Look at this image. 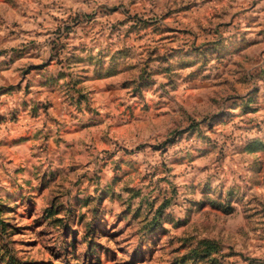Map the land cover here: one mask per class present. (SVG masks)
Segmentation results:
<instances>
[{"label": "rangeland", "instance_id": "374dc122", "mask_svg": "<svg viewBox=\"0 0 264 264\" xmlns=\"http://www.w3.org/2000/svg\"><path fill=\"white\" fill-rule=\"evenodd\" d=\"M0 264H264V0H0Z\"/></svg>", "mask_w": 264, "mask_h": 264}]
</instances>
